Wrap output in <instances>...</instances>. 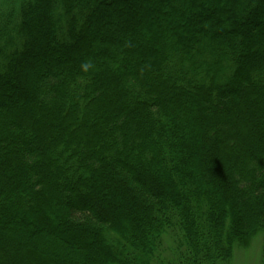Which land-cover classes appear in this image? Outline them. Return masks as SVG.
<instances>
[{"label": "trees", "instance_id": "trees-1", "mask_svg": "<svg viewBox=\"0 0 264 264\" xmlns=\"http://www.w3.org/2000/svg\"><path fill=\"white\" fill-rule=\"evenodd\" d=\"M134 1L0 0V264L264 236V0Z\"/></svg>", "mask_w": 264, "mask_h": 264}, {"label": "rangeland", "instance_id": "rangeland-1", "mask_svg": "<svg viewBox=\"0 0 264 264\" xmlns=\"http://www.w3.org/2000/svg\"><path fill=\"white\" fill-rule=\"evenodd\" d=\"M263 237V234H258L251 237L247 240V242L235 245L231 255L232 258L226 264H264L262 252L264 241ZM173 252L172 239L169 236L165 238L164 250L162 252L163 260L165 259L166 263H170V260L173 258Z\"/></svg>", "mask_w": 264, "mask_h": 264}, {"label": "bare ground", "instance_id": "bare-ground-1", "mask_svg": "<svg viewBox=\"0 0 264 264\" xmlns=\"http://www.w3.org/2000/svg\"><path fill=\"white\" fill-rule=\"evenodd\" d=\"M134 2H135V3H133V4H134V5H136V2H139V0H135ZM115 16H116V18H117V17L119 16V14H118V13H116V15H115ZM129 16H130V15H129ZM129 16H128V17H129Z\"/></svg>", "mask_w": 264, "mask_h": 264}]
</instances>
